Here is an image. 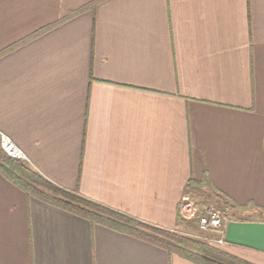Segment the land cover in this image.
<instances>
[{
  "label": "crops",
  "instance_id": "0c3cea01",
  "mask_svg": "<svg viewBox=\"0 0 264 264\" xmlns=\"http://www.w3.org/2000/svg\"><path fill=\"white\" fill-rule=\"evenodd\" d=\"M96 1L0 0V131L53 184L169 230H186L187 184L208 176L252 206L215 246L264 264V0H107L70 17ZM0 264L192 263L0 174Z\"/></svg>",
  "mask_w": 264,
  "mask_h": 264
},
{
  "label": "trees",
  "instance_id": "16d2710c",
  "mask_svg": "<svg viewBox=\"0 0 264 264\" xmlns=\"http://www.w3.org/2000/svg\"><path fill=\"white\" fill-rule=\"evenodd\" d=\"M105 1L107 0H97L86 8L72 13L70 17L72 18L87 10H90L95 15L97 6ZM56 25L58 23L41 31L39 34ZM0 174L31 198L76 217L83 218L93 225H99L149 243L165 250L169 255H176L189 263L251 264L230 255L206 240L196 239L176 230H169L140 221L119 210L84 197L78 192L57 186L31 169L28 164L9 157L1 147ZM184 194L199 202L197 216L194 219L185 220V222L198 229L199 219L203 209L207 206L215 205L223 214L229 217L234 209L244 212L252 207L251 205L238 206L233 203L228 196L215 188L208 176L201 181L190 180ZM262 211L264 212V210ZM181 219L179 216V220Z\"/></svg>",
  "mask_w": 264,
  "mask_h": 264
},
{
  "label": "built area",
  "instance_id": "2783aa9c",
  "mask_svg": "<svg viewBox=\"0 0 264 264\" xmlns=\"http://www.w3.org/2000/svg\"><path fill=\"white\" fill-rule=\"evenodd\" d=\"M0 147L11 158L29 162L25 152L19 148L10 136L0 131ZM199 211V202L192 199L188 195H184L179 209V215L184 220L194 219ZM230 222V217L223 214L215 205L207 206L203 209L199 219L198 227L201 232H218L221 235L220 239H205L206 241L216 244H223V234L225 227ZM204 240V239H203Z\"/></svg>",
  "mask_w": 264,
  "mask_h": 264
},
{
  "label": "rangeland",
  "instance_id": "374dc122",
  "mask_svg": "<svg viewBox=\"0 0 264 264\" xmlns=\"http://www.w3.org/2000/svg\"><path fill=\"white\" fill-rule=\"evenodd\" d=\"M27 164V162H24ZM180 216V215H179ZM182 223H185L184 225L186 226V230H176L178 231L179 233H182L184 235H189L193 238H196V239H213L215 240V237L211 234L212 232H201L198 228H195L194 226H191L189 225L188 222H185L184 219H181L180 220ZM215 243V244H214ZM212 244L216 245V242H213Z\"/></svg>",
  "mask_w": 264,
  "mask_h": 264
}]
</instances>
